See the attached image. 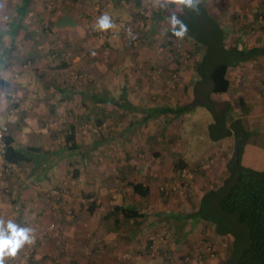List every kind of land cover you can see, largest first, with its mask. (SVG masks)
Returning <instances> with one entry per match:
<instances>
[{"label": "crops", "instance_id": "1", "mask_svg": "<svg viewBox=\"0 0 264 264\" xmlns=\"http://www.w3.org/2000/svg\"><path fill=\"white\" fill-rule=\"evenodd\" d=\"M46 1L0 0V123L6 120L8 94L14 92L20 111L7 135L10 145L27 157L13 162L14 171L0 173V220L5 228L11 221L31 229L32 242L24 245L33 248L36 264H169L160 253H144L155 228L166 236L160 251L166 248L174 264H195L188 258L204 250L203 241L224 244L225 234L217 232L214 222L196 216V204L227 177L234 139L210 138L209 149L194 159L165 139L172 134L169 118L193 97L197 72L193 67L191 92L177 100L157 93L155 72L147 79L132 64L152 61L148 41L158 25L173 22L160 15L156 0H140L139 6L133 0H58L51 8ZM145 3L151 4L152 15L126 37L124 24ZM105 15L113 26L101 30L99 20ZM81 71L85 78L73 76ZM226 75L227 90L213 92L226 96L215 100L230 102L232 112L246 104L245 114L233 112L228 118L251 116L263 128L264 53L230 63ZM247 103L253 104L251 110ZM57 115L105 125L96 135L73 125L68 137L40 127ZM178 160L182 166L175 169ZM239 161L263 168L264 140L245 139ZM186 166L201 167V177L188 178ZM68 175L74 179L68 197L74 215L56 218L46 192ZM130 182L141 183L146 193L134 192ZM51 216L57 231L46 228ZM132 248L138 253L132 262L115 256ZM210 254L205 255L215 259L206 257L202 264L219 262Z\"/></svg>", "mask_w": 264, "mask_h": 264}, {"label": "rangeland", "instance_id": "2", "mask_svg": "<svg viewBox=\"0 0 264 264\" xmlns=\"http://www.w3.org/2000/svg\"><path fill=\"white\" fill-rule=\"evenodd\" d=\"M225 1L226 2L224 4L220 3L224 2V0H201L213 21H215L222 30L225 29L226 31H224L223 35H221L219 39L211 38L209 37L207 32H209L210 29L211 33V27L213 24L208 23L207 20H202L205 28L201 27V30L204 31V36L202 35V37H200V41L202 42L198 41L200 44V50H205L206 48V50L210 52L214 49L216 41H219L222 47L227 48L250 43H261L264 39V0ZM151 7L152 6L149 3H145L144 5L142 4L141 7H139V10H137L139 11V14H137L136 12L135 17L132 19V21H126V23L124 24V33H126V37L134 36L137 29L141 28L145 24V19L152 15ZM171 28L172 25H169V23H162V25H158V27H156L157 30H155V33H153V36L148 41V49L151 51L153 57L151 58L153 61H151L152 63L150 61H148V63H144V61L138 60L132 65L134 66L133 69L135 70V72L139 71L147 79L152 78L155 73L159 76L160 81L158 82V94L163 93L169 95V97H175L177 100H181L189 92H191L192 85L189 84L191 81L190 75L194 65L200 60L201 51H194V48L192 46V37L190 35L182 32V35L173 36L171 34ZM244 32L246 34H243ZM182 52L189 53L188 59L184 60ZM220 96L224 97L226 96V94L211 92L208 97L210 99L208 100L205 96L203 97L201 95H197L196 99L194 98L195 100L192 98L190 104L188 103L189 109L185 108L180 110L179 112H174V117L169 118L168 127L172 134L166 135L165 139L167 138L169 139V141H174L173 146L179 145L180 149H182L181 152H189L193 154V156L185 155L186 158L194 159L196 158V156L201 155L202 152L207 151L211 146L212 142L210 140L207 124L212 121V115L207 106L210 105L209 103L212 104V102L210 101L211 99L213 100ZM227 96L231 97L232 93L228 94ZM197 99L204 101L205 103L200 104L196 101ZM252 105L253 104L249 105L247 103V109L251 110ZM245 108L246 104H242L241 106L238 105L237 109H233V112L245 114ZM233 112L231 106V110L227 109V111L225 112L227 115L226 117H231V114ZM239 121L243 126L244 131L247 133V138L245 137V139H255V141H259V144H262L264 140V126L262 128L260 125H258L260 121L258 119H252L251 116L246 117V115L242 116ZM261 123L264 124V122ZM255 126H257L258 129L255 128ZM219 149L220 147H218L215 151H217L218 153ZM195 154L197 155L195 156ZM199 168L197 170H194L195 167L193 168L192 166H186L184 169V175H186L188 178L189 176L194 177L193 179L201 177ZM179 185L181 186V183H179ZM214 202H212L211 204V196L210 194H207V198L204 196V198L201 199L200 202L198 201L196 205H199V212H207L211 215H214V217L218 219L223 227L229 226V229L231 228L230 230L233 236L237 237L235 243L236 248H238L240 245L239 242L243 241V237L245 234L246 229L244 225L238 222L235 219L234 215L229 216V225L225 224L223 220L224 217L220 216L219 209L217 208V206H214ZM211 205H213V209ZM196 216L199 217V214ZM52 219V216L48 218L47 223ZM57 229L58 225H56L53 230L57 231ZM153 230L154 231H152L148 235V237L150 235L157 234L158 232L161 233V230H158L156 228ZM160 236L161 240L158 242V251L151 252L147 242V247H145L144 253H148L149 255H157L160 253L167 258L169 264H174L176 261L168 253L166 248H163L162 252L160 251V245L166 240V236L162 234ZM230 238V234H226L225 237L222 235L221 239L224 240V244L221 243L219 247L215 243L216 240L206 242L203 241L205 246L201 241L200 247H202L203 245L204 250H197L195 255L187 258L189 260L192 259L195 264H202L203 259H205L206 257L215 259V257L213 256L205 255H211L210 253H212V255L218 256L217 260L220 262L225 257L226 243ZM25 247L26 245L18 250L15 256H13L11 262L9 261L10 259H7L6 261H4V264H36L32 261L34 252L27 259L24 258L21 254L22 250H24ZM123 253H128L129 257L122 256ZM136 254H138L137 249L132 248L129 250H123L122 252L119 251L115 254V256H117L119 260L132 262ZM213 263L214 262L209 261L206 264Z\"/></svg>", "mask_w": 264, "mask_h": 264}, {"label": "trees", "instance_id": "3", "mask_svg": "<svg viewBox=\"0 0 264 264\" xmlns=\"http://www.w3.org/2000/svg\"><path fill=\"white\" fill-rule=\"evenodd\" d=\"M133 1L136 6H139L140 0ZM156 2L159 6L160 15L173 22L171 34L178 36L177 33L185 32L190 35L193 42H195V52L200 50L199 42H202L200 37H202L204 31L201 30V27L205 28L202 20H207L208 23L213 24L211 33L210 29L207 32L211 38L219 39L226 31L225 29L222 30L213 21L201 0H192L190 5L181 2V0H178V3H174L175 0H156ZM225 2L224 0V2L220 3L225 4ZM137 14H139V11H137ZM262 53H264V39L261 44L250 45L247 48L243 46L222 47L220 42L216 41L214 49L210 52L206 48L205 50L203 49L200 60L194 66L198 78L194 80L192 98L196 99L197 95H201L208 100L211 92L226 91L230 82L226 75L227 66L234 61H244ZM201 82L202 84H200ZM196 101L200 104L205 103L199 99ZM210 101L212 104L209 103L210 105L207 106L212 115V121L207 124L210 138L215 140L232 135L234 146L237 141L240 151L247 133L244 131L239 119L226 117L225 112L229 107L228 102L215 99ZM186 106L188 104L184 108ZM184 108H180L176 112ZM95 122L100 123L101 121L97 120ZM67 133H69L67 137L71 136V129ZM4 142V161L20 162L27 159L22 151L10 145V139L7 134L4 137ZM181 166L182 164L178 160L175 162L174 168L180 169ZM236 170L237 165L233 152V156L230 157L228 162L229 173L227 177L211 192V204L215 200L213 204L219 209L220 216L224 217L225 224L230 222L229 216L234 215L235 219L244 225L246 230L243 241L239 242V247L236 248L235 241L237 237L233 236L229 226L223 227L214 215L207 212H199V208L197 215L199 214V217L204 220L214 222L218 233L231 235V238L226 243L224 259L216 264H264V167L252 168L242 165L239 161L238 174L234 177ZM130 185L137 194L144 195L146 193L147 189L141 183L130 182ZM211 206L213 209V205Z\"/></svg>", "mask_w": 264, "mask_h": 264}, {"label": "built area", "instance_id": "4", "mask_svg": "<svg viewBox=\"0 0 264 264\" xmlns=\"http://www.w3.org/2000/svg\"><path fill=\"white\" fill-rule=\"evenodd\" d=\"M58 0H47V7H53ZM184 60L188 59L189 53L182 52ZM73 76L76 78H85L86 73L84 71L75 72ZM173 76V74H172ZM8 102L9 107L6 112V120L0 123V161H2V166L0 169V173H8L14 171L16 169V165L13 162H4L3 160V151L5 148L4 137L7 134L8 124L13 123L18 120L19 111H20V98L19 96L14 93L10 92L8 94ZM74 125L77 129H83L88 131L92 135H96L99 133L100 129L105 125V123L100 122L96 123L91 119H82V120H70L62 115L48 117L44 121L41 122L40 127L44 130L54 131V132H61L62 134L67 133L70 131L71 127ZM3 171V172H2ZM74 184V179L72 176L68 175L54 187H51L46 192V197L52 200L54 206L55 215L53 217L56 218H68L70 219L73 217L74 212L71 206L68 203V197L70 195V188ZM56 226L55 220L52 219L47 223L46 228L49 230H53ZM159 233V232H158ZM150 235L148 237L149 243L148 247L151 252L158 251L159 244L158 242L161 240V233L159 234ZM158 237V238H157ZM158 240V241H157ZM33 253V248L31 246L26 247L22 250L21 254L24 258H29ZM122 256L129 257L128 253H123Z\"/></svg>", "mask_w": 264, "mask_h": 264}, {"label": "clouds", "instance_id": "5", "mask_svg": "<svg viewBox=\"0 0 264 264\" xmlns=\"http://www.w3.org/2000/svg\"><path fill=\"white\" fill-rule=\"evenodd\" d=\"M183 3L191 4L192 0H181ZM113 25L107 15L102 16L99 20L101 30H107ZM182 35V33H177ZM31 229L21 228L15 223L9 221L7 227H4V221L0 220V264H4L5 256H14L17 251L25 244L31 243Z\"/></svg>", "mask_w": 264, "mask_h": 264}, {"label": "water", "instance_id": "6", "mask_svg": "<svg viewBox=\"0 0 264 264\" xmlns=\"http://www.w3.org/2000/svg\"><path fill=\"white\" fill-rule=\"evenodd\" d=\"M238 152H239V147H238V142H235V146H234V159H235V163L237 165V170L234 173V177L237 176L238 174V170H239V156H238Z\"/></svg>", "mask_w": 264, "mask_h": 264}]
</instances>
